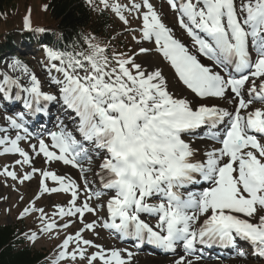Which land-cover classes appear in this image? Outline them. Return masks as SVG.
Wrapping results in <instances>:
<instances>
[{
  "label": "snow or ice",
  "instance_id": "snow-or-ice-1",
  "mask_svg": "<svg viewBox=\"0 0 264 264\" xmlns=\"http://www.w3.org/2000/svg\"><path fill=\"white\" fill-rule=\"evenodd\" d=\"M167 3L182 35L143 0L141 35L134 36L138 51L117 61L120 74H104L94 61L86 68L76 45H45L41 67L51 85L45 90L25 62L6 61L0 68L6 113L0 117V148L13 131L50 118L51 108L60 106L72 126L57 117L30 155L46 147L76 158L71 166L81 179L75 211L64 226L80 223L68 239L79 236L94 247L93 264L133 260L128 249L84 238V231L99 235L95 226L137 248L183 252L173 264L205 258L264 264V143L258 138L264 136V0ZM24 28L33 30L30 10ZM153 51L170 75L151 60L137 62L138 55ZM257 102L262 107H254ZM58 162L67 160L49 161ZM79 251L60 258L75 259Z\"/></svg>",
  "mask_w": 264,
  "mask_h": 264
},
{
  "label": "rangeland",
  "instance_id": "rangeland-1",
  "mask_svg": "<svg viewBox=\"0 0 264 264\" xmlns=\"http://www.w3.org/2000/svg\"><path fill=\"white\" fill-rule=\"evenodd\" d=\"M133 4V7L138 6L136 0H127V8L130 9V4ZM156 10L162 11L163 7L168 6L165 5H153ZM31 8V13L33 15V20L37 22H42L44 19V13L42 11L45 10L44 0H20L17 1L16 9L18 10L16 13H13L11 16V21L15 24L19 21V16L27 9ZM120 10V9H119ZM126 11V9H125ZM119 20L123 19L122 15L117 16ZM166 22V20L164 19ZM127 34V33H124ZM42 59L45 58L44 54L41 55ZM147 58V57H144ZM141 59V61L144 60ZM157 61V59L155 58ZM140 61V60H139ZM31 61H29L30 63ZM158 62V61H157ZM160 66L166 71L167 69L163 64L159 63ZM102 69V68H101ZM37 76H39L41 69L34 65V69H32ZM46 86V85H44ZM0 117H2L0 113ZM13 137L14 134L11 133ZM26 154H20L21 150L18 153L10 154L6 157L0 159V225L5 224H16L17 220L21 219L23 221V230H26V238L29 243L32 244L34 249L40 248H50V254L54 251L56 252V261H61L62 264H93L91 256L94 254L90 248L82 247L79 241L73 240L70 242L66 235L64 237H55L53 234H43L44 221L40 219L42 217V210L48 209L50 206H56L54 201V196L51 194H46L45 196H41V199L36 203L34 200L40 195L39 192V183L40 182H48V177H44V170L52 171L56 168H59L60 165L55 163H49L47 160L41 159L38 155H30L32 152V148L30 146H26ZM6 171V174H4ZM33 175L34 181L29 183L25 181V175L27 178L30 175ZM13 176V179H10L8 176ZM41 175V177H40ZM29 180L30 182L32 181ZM51 199V200H50ZM72 199H75L72 197ZM50 202V204H48ZM88 220V219H87ZM75 227L72 231L68 232V235H71L72 232H76L77 229L81 227L80 224L74 223ZM22 226V224H21ZM38 229V232H35L33 235V230ZM97 232V230L95 229ZM102 235V234H101ZM89 240H94L96 245L99 244H111L108 242V238L105 235L102 236H88ZM61 240V241H60ZM60 241L59 245L58 242ZM67 245L66 250H62V245ZM51 245V246H49ZM73 248H79L80 251L76 253L75 259H64L60 258L62 256L68 255V252ZM83 257V258H81ZM149 260H154L151 256L142 255V254H133L132 264H164V262H171L169 259H161L155 261L157 263H151ZM95 264H99V261L95 262Z\"/></svg>",
  "mask_w": 264,
  "mask_h": 264
},
{
  "label": "trees",
  "instance_id": "trees-1",
  "mask_svg": "<svg viewBox=\"0 0 264 264\" xmlns=\"http://www.w3.org/2000/svg\"><path fill=\"white\" fill-rule=\"evenodd\" d=\"M17 1L0 0V41L6 46L11 45V32L24 28V18L29 14L31 8L25 10L19 16L18 23L11 21V16L16 13ZM45 10L42 22L33 20L30 11L32 29L43 28L48 33L43 40L56 45L59 48L76 45L77 54L83 51L85 40L89 34L98 35L101 41L107 39L109 19L101 14L90 1L82 0H44ZM62 34L57 38L56 34ZM26 37L34 36L32 33H24ZM40 38V37H39ZM18 233L10 226H0V264H39L41 255L31 251L29 248H21Z\"/></svg>",
  "mask_w": 264,
  "mask_h": 264
},
{
  "label": "bare ground",
  "instance_id": "bare-ground-1",
  "mask_svg": "<svg viewBox=\"0 0 264 264\" xmlns=\"http://www.w3.org/2000/svg\"><path fill=\"white\" fill-rule=\"evenodd\" d=\"M40 53V52H39ZM144 61H148V60H144ZM152 61V60H151ZM155 63V62H154ZM151 263H157V262H155V260H149ZM149 264V263H148ZM162 264V263H161ZM166 264H173V263H171V262H166ZM197 264H200L199 262H197Z\"/></svg>",
  "mask_w": 264,
  "mask_h": 264
}]
</instances>
